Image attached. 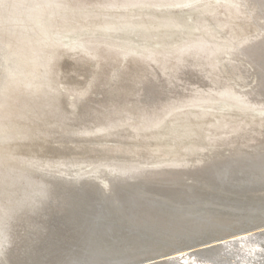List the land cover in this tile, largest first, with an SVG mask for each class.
Instances as JSON below:
<instances>
[{
    "label": "bare ground",
    "instance_id": "1",
    "mask_svg": "<svg viewBox=\"0 0 264 264\" xmlns=\"http://www.w3.org/2000/svg\"><path fill=\"white\" fill-rule=\"evenodd\" d=\"M81 182L98 196L35 264H264V0H0V253L28 259L48 189L57 213Z\"/></svg>",
    "mask_w": 264,
    "mask_h": 264
},
{
    "label": "water",
    "instance_id": "2",
    "mask_svg": "<svg viewBox=\"0 0 264 264\" xmlns=\"http://www.w3.org/2000/svg\"><path fill=\"white\" fill-rule=\"evenodd\" d=\"M251 69V68H250ZM253 70L254 72L257 73V78H256V82H257V87L259 85V75H258V72H257V69L255 66H253ZM256 87V85H254V88ZM109 184L108 185H100L97 186V185H94L93 183H85V182H81V185L83 186H79L78 188L75 187V189H72L73 190V193L71 191L67 192L68 195V199L69 201L68 202V206L66 208V205L64 203V206L66 209H64L63 211L62 210H59L57 211V213L53 210V202L55 201H49L48 200H51L50 197L52 195H54V193L56 192V189H53L54 187H50L47 191V198L48 200L44 203L43 207H46L45 209L41 210L39 212V216H42L46 219H48V225L47 226H44L41 230H40V234L38 236H36L35 238H33V242H35L33 246H31L29 249H28V245L26 246H21V253L24 255V256H29L28 259H23L25 261H22V259H19V257H15L16 259H14L12 256V250L15 246H17L19 244V242H22V239L20 241H18V243L16 242H13V243H10L9 241H7V243L2 247V250L4 251H1L2 253H0L1 255L3 254V256L0 257V259L2 260L1 263L3 264L6 260H11V262H13L14 260H16L17 262H15V264H35L39 261H45L44 257H47L48 254L51 253L50 250L54 249L52 248L51 246L54 245V247H58L59 244L55 243L56 242V237H54L55 233L58 232L59 230H61V228H65V227H70L71 224L69 222H66L63 223V221H59V220H63L64 218V215H62V213H67L68 211L71 212V217L70 215H67V218H69V220H71L70 218H74V216H76V214L80 213L81 209H82V206H84V204H87L89 203V200L90 202H92V198H95L96 195L93 193L92 195V187L93 186H97V191H98V195L101 197V199H99L100 201L103 199H105L106 197H109L110 194H112L113 191H116L118 190L116 187L118 185L116 184H113L112 181L108 180ZM76 184H78V181L76 182ZM131 184V183H129ZM154 184V183H153ZM79 185V184H78ZM93 185V186H92ZM127 185V184H126ZM125 184L123 186H121L120 188L122 187H125L126 186ZM120 186V185H119ZM145 188L148 186L150 188H154V186H151L150 184L147 185L145 184L144 185ZM75 190V192H74ZM256 191H263V190H258L256 189ZM97 195V196H98ZM105 196V197H104ZM53 197V196H52ZM92 199V200H91ZM97 199V201H99ZM85 202V203H84ZM87 202V203H86ZM96 201H94L92 204H94ZM46 203H48V205H46ZM100 206H97L96 209L94 210H100ZM36 210V209H35ZM38 211L36 210L35 213H37ZM62 212V213H61ZM88 213H96L97 211H87ZM38 214V213H37ZM33 216V215H31ZM94 233H96V235H98L100 232H98V230H101V229H104L102 226H94ZM56 231V232H54ZM98 232V233H97ZM41 236H44V237H41ZM49 242V243H48ZM55 243V244H54ZM47 244H51L50 245H47ZM51 247V248H50ZM6 252V254H5ZM190 251H187V253H189ZM20 253V254H21ZM186 253V252H185ZM7 254H9V256H6ZM182 253H173V254H170L167 256V258H176L178 256H181ZM19 256V255H17Z\"/></svg>",
    "mask_w": 264,
    "mask_h": 264
},
{
    "label": "rangeland",
    "instance_id": "3",
    "mask_svg": "<svg viewBox=\"0 0 264 264\" xmlns=\"http://www.w3.org/2000/svg\"><path fill=\"white\" fill-rule=\"evenodd\" d=\"M168 8V9H166ZM168 10V11H167ZM213 11V8H211V6H204V7H199V8H195V9H190V7H186V6H175V7H166V6H160V7H156L153 9V12L156 14V15H159V16H162L164 14L166 15H183L185 18H187V20H190V16L192 15L193 18H195V23L197 21L198 18H201V17H206L208 15H210ZM65 14V13H63ZM93 15V13H90V12H86V11H83L82 14L78 17L80 20L82 21H88L91 19V16ZM100 18H102V20H107L108 18H110L109 16V13L104 11L102 13H99L97 14ZM140 17V15L138 14H134L132 15V19L133 20H138ZM201 24H203L204 22L200 21ZM199 22H198V26L201 25ZM206 23V22H205ZM199 29V28H197ZM197 29H189L187 30L184 35H182V39L185 40V39H190V38H193L195 36L196 33H198L196 30ZM200 30V29H199ZM202 30V28H201ZM58 34V32H56ZM56 34L53 33L52 36L50 37V39H54V36ZM70 36L71 35H67L65 37H63L64 39V48H66L67 46H69V39H70ZM208 36V35H207ZM203 38V36H202ZM155 41V40H153ZM153 43V42H152ZM70 56V54H69ZM65 67H68L67 65H65ZM250 82V84H248ZM249 82L246 83V85L244 87H241V90H246L249 88L250 85H252L251 83L252 80L249 79ZM248 84V86H247ZM235 108V107H234ZM234 108H227L225 106H221V107H218L216 109V112L214 114H216L217 116H219L220 118H222L224 121H226L228 124L230 123H233L234 120L236 119L235 116H240L238 113L236 112H233V110H235ZM235 118V119H234ZM168 130L164 129L162 131H155L154 133L150 134V138L148 139V143L151 144V145H155V146H160L162 149H166V147H169L170 144H172L174 142V140H172V136L169 135V133H165L167 132ZM264 228H258V229H255V231H258V230H262ZM223 240H220V241H217V242H222ZM215 243V242H214ZM212 243H209V244H204L203 246L199 245V246H195V247H192V248H189L188 250H197L199 249L200 247H204L205 245H210ZM197 247V248H196ZM196 248V249H195ZM137 257V256H136ZM136 257H133V259H135Z\"/></svg>",
    "mask_w": 264,
    "mask_h": 264
}]
</instances>
